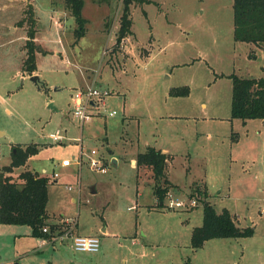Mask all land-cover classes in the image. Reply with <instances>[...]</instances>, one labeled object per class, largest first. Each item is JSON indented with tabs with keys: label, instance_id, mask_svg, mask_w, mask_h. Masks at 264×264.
Listing matches in <instances>:
<instances>
[{
	"label": "rangeland",
	"instance_id": "374dc122",
	"mask_svg": "<svg viewBox=\"0 0 264 264\" xmlns=\"http://www.w3.org/2000/svg\"><path fill=\"white\" fill-rule=\"evenodd\" d=\"M147 1L131 7V34L117 45L122 0H84L80 38L65 0H0V166L11 163L9 139L45 144L65 135L27 168L52 179L49 225L101 241L99 253H78L67 241L35 238L30 227L0 224V264H264V121L231 118L230 78H264V44L235 41L234 0ZM32 18L36 82L23 68ZM88 87L109 92L107 107L81 126L73 96ZM183 87L187 96H170ZM148 147L172 157L168 179L177 186L165 205L171 195L188 207H158L152 173L136 163ZM93 150L106 173L92 170ZM204 202L219 214L228 209L254 236L193 249Z\"/></svg>",
	"mask_w": 264,
	"mask_h": 264
},
{
	"label": "trees",
	"instance_id": "16d2710c",
	"mask_svg": "<svg viewBox=\"0 0 264 264\" xmlns=\"http://www.w3.org/2000/svg\"><path fill=\"white\" fill-rule=\"evenodd\" d=\"M147 0H122L123 13L117 35V45L131 34L133 20L131 7ZM84 0H65V8L71 13L77 24L76 36L85 33L87 20L84 18ZM32 27L28 32L26 44L27 58L24 71L33 76L37 71L36 20L32 18ZM24 21L19 23L22 26ZM234 38L236 42L247 44H264V0H234ZM233 82L231 118L246 124L250 120L264 121V78H240L231 75ZM189 94V88H173L171 97H183ZM47 144L12 145L11 163L0 168V224L5 226H27L32 235L38 239L50 240L60 231L57 225H49L50 215L49 186L51 177L27 168V163L38 155ZM171 157L161 150L148 147L144 153L137 155V167L152 173L154 195L158 207L164 208L165 200L173 186L168 179V165ZM26 166V167H25ZM24 169L18 178L12 174L15 169ZM204 221L201 227L194 229L191 238L193 249H201L205 243L215 239L250 238L255 234L253 227L242 228L236 217L228 209L218 213L214 206L204 202ZM48 228L49 233H44Z\"/></svg>",
	"mask_w": 264,
	"mask_h": 264
},
{
	"label": "built area",
	"instance_id": "2783aa9c",
	"mask_svg": "<svg viewBox=\"0 0 264 264\" xmlns=\"http://www.w3.org/2000/svg\"><path fill=\"white\" fill-rule=\"evenodd\" d=\"M109 95V92L102 90L101 88L97 87H88L86 89L77 90L75 95L73 96V118L76 120L81 126L86 124L87 122H90L91 119L94 116L101 115L103 111L106 110L107 107V101L106 97ZM117 113L110 112L105 116L109 117H115ZM53 141L54 143H64L66 140L65 135H62L60 133H53L49 135L48 138H46L47 141ZM83 153L80 157L76 159L78 167L81 168V165L83 164ZM89 163L92 168V170H96L100 173H106V169L104 167L103 159L99 156L98 152L96 150H93L89 157ZM47 174V173H46ZM43 173V175H46ZM54 178H58V174H54ZM70 190H72V187H69ZM197 206V202L193 201L191 202V205H189L190 208H195ZM166 207L170 210L174 209H183L188 207L187 204L185 205L184 202L175 200L173 196L170 195L168 197V204ZM70 221V220H67ZM76 226V224L74 223ZM74 227L68 226L67 230H64L63 232H56L51 241L56 242H62L64 243L67 241L71 248L78 253H98L100 251L101 247V241L100 238L97 236H83V235H76L74 233ZM44 233H49V229L45 228Z\"/></svg>",
	"mask_w": 264,
	"mask_h": 264
},
{
	"label": "crops",
	"instance_id": "0c3cea01",
	"mask_svg": "<svg viewBox=\"0 0 264 264\" xmlns=\"http://www.w3.org/2000/svg\"><path fill=\"white\" fill-rule=\"evenodd\" d=\"M38 74L35 72L34 73V75L33 76H37ZM5 98L2 96V95H0V102L1 103H5ZM91 122V121H90ZM85 125V124H84ZM83 125V126H84ZM6 136H7V134H6V132H4L3 130H1L0 129V140H3L4 138H6ZM10 140V143L8 144L9 145V147H10V150H11V152H12V145H14V144H16V143H13V142H11V139H9ZM45 144H47V145H49L50 143L49 142H45ZM23 145H31V144H23ZM155 148V147H154ZM157 149V148H156ZM1 150H2V143L0 142V152H1ZM157 150H161V149H157ZM163 153H165V154H167V155H169L170 157H171V154H169L168 153V151L166 150V149H162L161 150ZM31 159L32 158H30V160L28 161V163H27V165L26 166H28V164H29V162L31 161ZM114 159L116 160V165H118V158L117 157H114ZM113 159V160H114ZM171 159H172V157H171ZM172 161H169V165H170V163H171ZM137 163V162H136ZM25 166V167H26ZM0 168H1V166H0ZM22 169V168H21ZM44 170H46V169H43V171ZM33 171H35V170H33ZM80 171V167H78V172ZM54 174H56V173H54ZM169 175H170V167L168 168V177H169ZM169 181L173 184V182L170 180V178H169ZM57 182V181H56ZM174 186H177V185H175V184H173ZM178 194V193H177ZM5 226V225H4ZM101 233V236H102V238H104L105 239V237H107L108 236V234H109V232L106 230V229H104V230H102V232H100ZM78 235H83V234H80L79 232H78ZM83 236H86V235H83ZM89 236H97V237H99L100 238V236L98 235V234H91V235H89ZM146 236V235H145ZM50 241V240H49ZM57 243V242H56ZM54 245V244H53ZM99 253V252H98Z\"/></svg>",
	"mask_w": 264,
	"mask_h": 264
},
{
	"label": "water",
	"instance_id": "95a60500",
	"mask_svg": "<svg viewBox=\"0 0 264 264\" xmlns=\"http://www.w3.org/2000/svg\"><path fill=\"white\" fill-rule=\"evenodd\" d=\"M38 79H39L38 76H33V78H32V80L35 82L38 81ZM113 162L116 163V160L114 159ZM93 193H95V190H93Z\"/></svg>",
	"mask_w": 264,
	"mask_h": 264
}]
</instances>
